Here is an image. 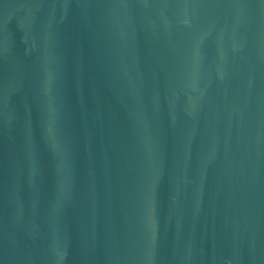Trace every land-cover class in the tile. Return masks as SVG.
Segmentation results:
<instances>
[{"label":"water","instance_id":"95a60500","mask_svg":"<svg viewBox=\"0 0 264 264\" xmlns=\"http://www.w3.org/2000/svg\"><path fill=\"white\" fill-rule=\"evenodd\" d=\"M0 264H264V0H0Z\"/></svg>","mask_w":264,"mask_h":264}]
</instances>
